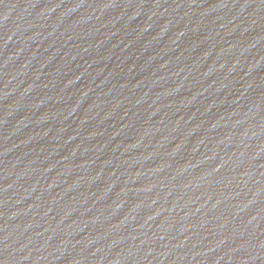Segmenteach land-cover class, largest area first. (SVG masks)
I'll return each mask as SVG.
<instances>
[{"label": "water", "instance_id": "95a60500", "mask_svg": "<svg viewBox=\"0 0 264 264\" xmlns=\"http://www.w3.org/2000/svg\"><path fill=\"white\" fill-rule=\"evenodd\" d=\"M0 264H264V0H0Z\"/></svg>", "mask_w": 264, "mask_h": 264}]
</instances>
